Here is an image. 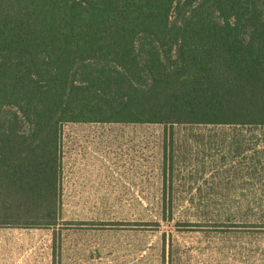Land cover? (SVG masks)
Wrapping results in <instances>:
<instances>
[{
    "label": "trees",
    "instance_id": "1",
    "mask_svg": "<svg viewBox=\"0 0 264 264\" xmlns=\"http://www.w3.org/2000/svg\"><path fill=\"white\" fill-rule=\"evenodd\" d=\"M68 122L264 129V0H0V226L58 222Z\"/></svg>",
    "mask_w": 264,
    "mask_h": 264
},
{
    "label": "rangeland",
    "instance_id": "2",
    "mask_svg": "<svg viewBox=\"0 0 264 264\" xmlns=\"http://www.w3.org/2000/svg\"><path fill=\"white\" fill-rule=\"evenodd\" d=\"M63 143L58 222L0 226V264H264L263 128L68 122Z\"/></svg>",
    "mask_w": 264,
    "mask_h": 264
}]
</instances>
